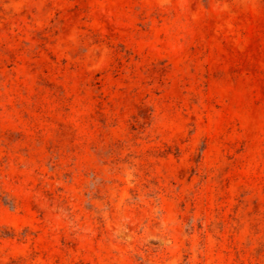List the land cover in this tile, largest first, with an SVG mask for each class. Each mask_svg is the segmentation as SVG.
<instances>
[{"label": "rangeland", "instance_id": "374dc122", "mask_svg": "<svg viewBox=\"0 0 264 264\" xmlns=\"http://www.w3.org/2000/svg\"><path fill=\"white\" fill-rule=\"evenodd\" d=\"M0 264H264V0H0Z\"/></svg>", "mask_w": 264, "mask_h": 264}]
</instances>
